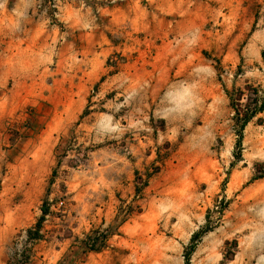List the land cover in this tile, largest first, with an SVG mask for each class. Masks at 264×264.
Returning <instances> with one entry per match:
<instances>
[{
    "label": "rangeland",
    "instance_id": "1",
    "mask_svg": "<svg viewBox=\"0 0 264 264\" xmlns=\"http://www.w3.org/2000/svg\"><path fill=\"white\" fill-rule=\"evenodd\" d=\"M263 53L264 0H0V264H264Z\"/></svg>",
    "mask_w": 264,
    "mask_h": 264
},
{
    "label": "trees",
    "instance_id": "2",
    "mask_svg": "<svg viewBox=\"0 0 264 264\" xmlns=\"http://www.w3.org/2000/svg\"><path fill=\"white\" fill-rule=\"evenodd\" d=\"M264 58V53H263ZM248 91L250 93L248 97V102L243 105L241 103V98H236L237 94L244 95V91L241 89H234L232 92L230 91V99L232 108L234 110V127L236 130V133L238 135V141L237 145L238 147H241L243 138H244V131L248 124L255 119L256 117L260 116L264 113V88L261 90L258 87L248 86ZM51 210L48 206V203L45 202L42 206V215L35 224L34 227H31L28 229L27 234L30 239H36L41 240L42 239V230L44 226V222L48 215H50ZM198 233L197 236H200L202 232ZM99 242V239L96 237H88V241L86 242V246L90 248L91 250H96V244ZM194 249V247L191 249V251ZM190 255L191 253L188 252L186 256V263H190Z\"/></svg>",
    "mask_w": 264,
    "mask_h": 264
}]
</instances>
